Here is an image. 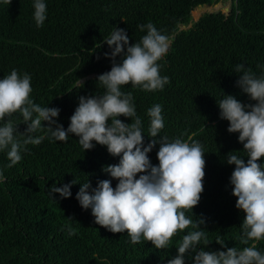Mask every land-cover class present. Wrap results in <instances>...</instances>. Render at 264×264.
Segmentation results:
<instances>
[{
  "label": "trees",
  "instance_id": "obj_1",
  "mask_svg": "<svg viewBox=\"0 0 264 264\" xmlns=\"http://www.w3.org/2000/svg\"><path fill=\"white\" fill-rule=\"evenodd\" d=\"M218 0H44L47 11L42 26L34 20L35 0H0V79L16 69L31 77L30 98L41 106L57 107L54 117L65 129L78 106L80 96L105 93L97 77L110 71L105 57L111 48L105 42L116 27L126 30L129 42H139L147 34L138 25L148 22L171 38L167 55L157 63L160 75L169 77L163 90L145 91L131 84L122 92L133 94L137 115L142 119L144 146L148 136L147 110L162 106L164 128L158 136L169 141L188 136L199 141L205 152L203 192L197 206L186 211L193 221L204 220L203 230L211 241L205 251L242 248L244 213L235 207L229 177L235 165L226 163L227 154L246 157L239 133H229V122L220 118L218 103L233 95L249 103L236 81L242 73L237 64L264 78V0H232L228 11L197 13L201 5ZM192 14L197 16L192 19ZM184 26V27H181ZM99 57V58H98ZM119 59V57H117ZM79 79L83 82L80 84ZM126 123L131 118L119 117ZM18 125L16 138H25L27 125L19 112L0 120ZM47 121L42 124L47 126ZM32 135H44L39 145L21 149L22 159L12 167L7 149L0 150V264H167L174 258L183 235L178 232L168 248L156 249L143 237L133 244L127 232L112 233L95 223L91 209H82L76 194L88 180L94 188L99 180L118 181L102 171L117 164L107 147L93 141L84 150L75 134L66 142L50 138L46 128ZM157 144L148 153L158 165ZM247 159V158H245ZM258 163L264 164V158ZM75 181L71 196L61 198L50 187ZM91 192V189H89ZM68 225L76 230L68 234ZM219 236L225 245L216 243ZM264 253V240L249 241ZM194 252L184 256V264H194Z\"/></svg>",
  "mask_w": 264,
  "mask_h": 264
},
{
  "label": "clouds",
  "instance_id": "obj_2",
  "mask_svg": "<svg viewBox=\"0 0 264 264\" xmlns=\"http://www.w3.org/2000/svg\"><path fill=\"white\" fill-rule=\"evenodd\" d=\"M5 2L10 4L11 0ZM34 9V20L40 27L46 19L44 0H35ZM138 27L147 30L139 42L130 43L126 30L118 27L105 39L111 52L103 55L111 59L112 66L96 78L105 93L80 96L67 129L53 119L59 116V108L41 106L30 98L29 74L20 75L13 69L0 79V120L19 112L27 125L22 142L15 135L16 123L9 119L0 125V150H8L7 166L21 161V149L27 151L24 146L39 145L45 139L44 135H32L43 128L50 138L62 142L67 141L69 134H75L84 150L92 149L95 141L106 146L112 156L120 157L117 164L102 168L118 181L115 187L111 179L99 180L94 188L88 180L81 183L76 194L82 209H91L96 224L112 233L126 231L133 244L140 243L143 237L160 250L168 248L178 232L193 229L183 235L177 255L167 264H184V256L190 251L195 253L194 264H264V253L255 244L247 246L249 241L264 240V164L258 163L264 158V78H257L250 68L237 64L235 72L242 75L236 83L250 102L245 104L233 95H226L218 103L220 118L229 122L227 131L239 133L238 141L247 153L241 157L229 152L226 159L227 164L235 165L229 181L233 185L232 194L238 198L235 207L245 214L239 237L245 246L205 251L211 241L203 230H197L204 220L193 221L185 214L198 205L204 190L206 161L202 144L191 136L187 138L191 143L158 136L164 128V118L162 106L156 104L147 110L148 136L152 139L144 146L142 119L137 115L133 94L121 91V86L128 84L149 92L163 90L170 82L169 77L160 75L161 66L157 62L167 55L171 38L151 22ZM79 82L83 85L80 79ZM121 116L131 118V123L121 120ZM43 121L48 122L47 126ZM157 144L159 163L154 165L148 153ZM75 183L73 180L62 187L52 185L49 190L68 198ZM67 227L69 235L76 234L74 228ZM215 241L225 245L219 236ZM200 245L204 247L197 250Z\"/></svg>",
  "mask_w": 264,
  "mask_h": 264
},
{
  "label": "rangeland",
  "instance_id": "obj_3",
  "mask_svg": "<svg viewBox=\"0 0 264 264\" xmlns=\"http://www.w3.org/2000/svg\"><path fill=\"white\" fill-rule=\"evenodd\" d=\"M232 0H218L217 2L211 4V5H201L197 6L194 11L197 13H203L206 11H215V10H223L228 11L231 7ZM197 15L192 14V19H194ZM184 27V26H181Z\"/></svg>",
  "mask_w": 264,
  "mask_h": 264
},
{
  "label": "water",
  "instance_id": "obj_4",
  "mask_svg": "<svg viewBox=\"0 0 264 264\" xmlns=\"http://www.w3.org/2000/svg\"><path fill=\"white\" fill-rule=\"evenodd\" d=\"M216 12L219 11V10H215Z\"/></svg>",
  "mask_w": 264,
  "mask_h": 264
}]
</instances>
